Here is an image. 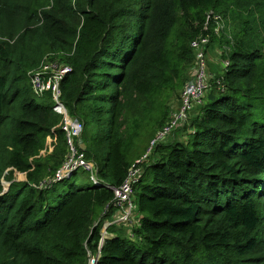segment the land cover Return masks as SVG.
<instances>
[{
	"label": "trees",
	"instance_id": "1",
	"mask_svg": "<svg viewBox=\"0 0 264 264\" xmlns=\"http://www.w3.org/2000/svg\"><path fill=\"white\" fill-rule=\"evenodd\" d=\"M201 36L208 88L148 153ZM43 62L69 68L60 101L93 165L59 181L70 148L51 93L32 87ZM134 170L133 217L102 237L114 192L79 180L119 187ZM97 252V264H264V0H0V264Z\"/></svg>",
	"mask_w": 264,
	"mask_h": 264
},
{
	"label": "built area",
	"instance_id": "2",
	"mask_svg": "<svg viewBox=\"0 0 264 264\" xmlns=\"http://www.w3.org/2000/svg\"><path fill=\"white\" fill-rule=\"evenodd\" d=\"M209 42L207 36H201L191 42V47L195 50V67L192 72V78L188 81L181 92V102L179 108L173 112L170 122L162 131L157 133L152 140L148 153L153 148L154 144L163 139L170 131L175 129L180 122H183L193 105L199 102L208 88L207 79V63L206 49ZM67 66H59L56 63L43 62L32 75V87L34 93L38 96H43L46 92L51 93L52 109L63 116V130L66 132L67 142L70 148V156L64 163L62 168L56 173L54 180L59 181L63 178L70 177L73 172L80 168L92 171V163L85 161L81 155H77V150L73 144V137L80 135L82 125L77 118L70 117L62 102L60 101L59 82L68 71ZM72 154L76 159H70ZM137 170L130 172L129 176L119 187H111L107 183L97 180L92 176L93 185L96 187H107L113 190L115 198L119 199L120 203H125L132 210L133 204L130 197L132 196V182L135 179ZM117 201V199H116ZM99 252L95 255H90L87 264H97Z\"/></svg>",
	"mask_w": 264,
	"mask_h": 264
},
{
	"label": "rangeland",
	"instance_id": "3",
	"mask_svg": "<svg viewBox=\"0 0 264 264\" xmlns=\"http://www.w3.org/2000/svg\"><path fill=\"white\" fill-rule=\"evenodd\" d=\"M178 105H179L178 103L173 105L174 112H175V109L178 107ZM70 159H76V158H74V155L72 154ZM80 173L81 172H79V170H78L75 172L74 175L79 176ZM21 178L22 179H20V180L25 179L24 177H21ZM92 183L93 182H91L89 180V175L83 174V176H82V178H80L78 184H80V185H92ZM116 199H117L116 204H117L118 210L111 217L104 219V221L102 222V226H101L102 237H106L108 235L106 230H107V227L109 225L113 224V225L121 226V227H123L125 225L124 227H127V224L130 223V220L133 217V211L131 209H129L128 206H125V203L124 204L120 203L118 198H116ZM130 199L132 200V197H130Z\"/></svg>",
	"mask_w": 264,
	"mask_h": 264
},
{
	"label": "water",
	"instance_id": "4",
	"mask_svg": "<svg viewBox=\"0 0 264 264\" xmlns=\"http://www.w3.org/2000/svg\"><path fill=\"white\" fill-rule=\"evenodd\" d=\"M80 146L82 147V148H84L85 146H84V144H80Z\"/></svg>",
	"mask_w": 264,
	"mask_h": 264
}]
</instances>
